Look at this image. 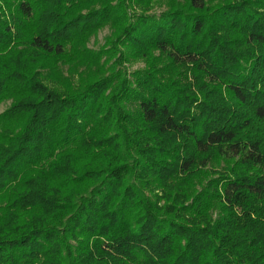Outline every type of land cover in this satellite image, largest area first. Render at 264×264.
<instances>
[{"label":"trees","instance_id":"16d2710c","mask_svg":"<svg viewBox=\"0 0 264 264\" xmlns=\"http://www.w3.org/2000/svg\"><path fill=\"white\" fill-rule=\"evenodd\" d=\"M155 1L0 0V264H264V0Z\"/></svg>","mask_w":264,"mask_h":264},{"label":"rangeland","instance_id":"374dc122","mask_svg":"<svg viewBox=\"0 0 264 264\" xmlns=\"http://www.w3.org/2000/svg\"><path fill=\"white\" fill-rule=\"evenodd\" d=\"M184 3V0H173L174 2ZM172 7L170 0H156L155 3L152 4L149 13L153 14H161ZM112 34V29L109 26H106L104 29L100 30L95 36H93L88 44L89 48L94 51H98L103 45H105L106 40ZM129 71L134 72L136 70L146 68V63L143 61H135L130 64H126ZM9 103H4L0 106V113H2L7 107Z\"/></svg>","mask_w":264,"mask_h":264}]
</instances>
